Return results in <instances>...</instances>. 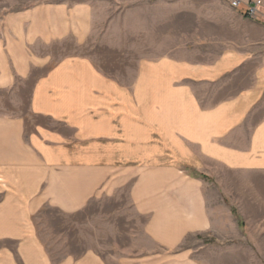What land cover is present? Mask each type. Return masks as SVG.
<instances>
[{
    "label": "crops",
    "instance_id": "crops-1",
    "mask_svg": "<svg viewBox=\"0 0 264 264\" xmlns=\"http://www.w3.org/2000/svg\"><path fill=\"white\" fill-rule=\"evenodd\" d=\"M9 7L0 0V95L37 75L27 117L0 113V264H107L94 253L54 263L37 221L126 187L157 248L139 263L197 264L174 250L215 228L202 175L264 176V21L244 19L223 50L165 45L126 72L91 57L31 58L39 45L89 38L90 5Z\"/></svg>",
    "mask_w": 264,
    "mask_h": 264
},
{
    "label": "rangeland",
    "instance_id": "rangeland-1",
    "mask_svg": "<svg viewBox=\"0 0 264 264\" xmlns=\"http://www.w3.org/2000/svg\"><path fill=\"white\" fill-rule=\"evenodd\" d=\"M260 1L263 17L253 21H264V0ZM7 3L13 10L38 3L90 5L94 27L89 38L84 41L67 38L39 45V53L31 54V58L43 56L53 64L69 57H91L99 67L125 63L126 72H131L134 62L140 59L164 55L159 50L165 45L171 51L183 45L196 51V46L202 44L211 46L210 50L214 46L223 50L228 40L237 37L239 28L242 31L248 28L242 21L249 19L243 6L233 9L227 0H7ZM208 47L201 50L210 51ZM35 75L37 71L32 77ZM26 76L24 73L16 80L13 94L0 95V113L12 115L15 120L29 114L32 77ZM215 172L202 175L205 188L211 189L207 200L215 228L190 235L174 252L190 251L197 264H264V176L220 168ZM129 194L126 187L114 197L99 196L74 214L47 208L37 222L51 260L60 263L65 258H80L88 253L100 256L107 264H141L147 260L157 248L145 236L147 216L136 213Z\"/></svg>",
    "mask_w": 264,
    "mask_h": 264
},
{
    "label": "built area",
    "instance_id": "built-area-1",
    "mask_svg": "<svg viewBox=\"0 0 264 264\" xmlns=\"http://www.w3.org/2000/svg\"><path fill=\"white\" fill-rule=\"evenodd\" d=\"M233 9L245 8L246 16L251 20H259L263 17L261 12L262 2L260 0L254 2H243L242 0H227Z\"/></svg>",
    "mask_w": 264,
    "mask_h": 264
}]
</instances>
